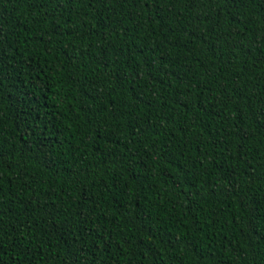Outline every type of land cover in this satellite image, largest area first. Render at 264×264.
I'll return each instance as SVG.
<instances>
[{"label": "trees", "instance_id": "trees-1", "mask_svg": "<svg viewBox=\"0 0 264 264\" xmlns=\"http://www.w3.org/2000/svg\"><path fill=\"white\" fill-rule=\"evenodd\" d=\"M0 264H264V0H0Z\"/></svg>", "mask_w": 264, "mask_h": 264}]
</instances>
